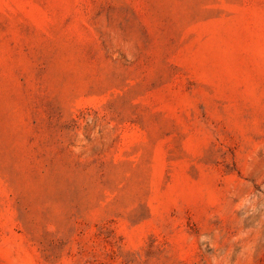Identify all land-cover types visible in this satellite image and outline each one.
Returning <instances> with one entry per match:
<instances>
[{"label": "rangeland", "instance_id": "rangeland-1", "mask_svg": "<svg viewBox=\"0 0 264 264\" xmlns=\"http://www.w3.org/2000/svg\"><path fill=\"white\" fill-rule=\"evenodd\" d=\"M0 264H264V0H0Z\"/></svg>", "mask_w": 264, "mask_h": 264}]
</instances>
